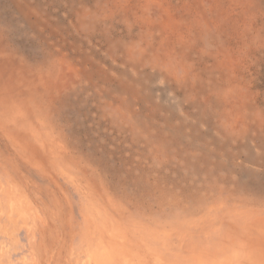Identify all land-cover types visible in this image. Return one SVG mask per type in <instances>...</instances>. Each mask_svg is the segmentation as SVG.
<instances>
[{"label": "rangeland", "instance_id": "374dc122", "mask_svg": "<svg viewBox=\"0 0 264 264\" xmlns=\"http://www.w3.org/2000/svg\"><path fill=\"white\" fill-rule=\"evenodd\" d=\"M0 264H264V0H0Z\"/></svg>", "mask_w": 264, "mask_h": 264}, {"label": "bare ground", "instance_id": "6f19581e", "mask_svg": "<svg viewBox=\"0 0 264 264\" xmlns=\"http://www.w3.org/2000/svg\"><path fill=\"white\" fill-rule=\"evenodd\" d=\"M9 61H11V60H9ZM12 62V61H11ZM11 64V63H10ZM3 65H4V63H3ZM5 65H9L8 64V62L7 61H5ZM11 66V65H10ZM9 68V67H8ZM47 70V69H46ZM45 71V70H44ZM51 74V73H50ZM38 93V92H37ZM44 100H46V99H44ZM46 102V101H45ZM37 120L40 122V123H43L44 122V120H43V118H41V117H38L37 118Z\"/></svg>", "mask_w": 264, "mask_h": 264}]
</instances>
